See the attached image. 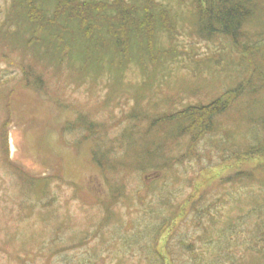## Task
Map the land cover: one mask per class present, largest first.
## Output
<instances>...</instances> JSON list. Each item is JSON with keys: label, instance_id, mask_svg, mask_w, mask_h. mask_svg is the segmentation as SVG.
I'll use <instances>...</instances> for the list:
<instances>
[{"label": "rangeland", "instance_id": "1", "mask_svg": "<svg viewBox=\"0 0 264 264\" xmlns=\"http://www.w3.org/2000/svg\"><path fill=\"white\" fill-rule=\"evenodd\" d=\"M105 1L107 3L103 0L44 1L51 9L70 7L73 9L71 17L78 21L101 26L111 21V32H116L120 39H123L120 29H126L125 33L131 37L130 49L123 46L124 51L120 47L123 50L120 55L122 64L112 67L104 58L100 71H92L91 66L89 74L74 71V67L79 70L84 63L80 59V50L72 48L68 52L63 49L54 53L52 48H43V38H49L46 33L39 34L38 31L35 38L29 39L31 24L21 23L24 13L20 8V23L11 25L13 21H10L9 30L0 32V208L6 205L16 207L18 201L35 203L40 197L51 204L42 213L30 210L27 214L29 221H25L17 232L13 227H0V242L14 239L7 242L6 248H0V264H21L18 254L26 257L22 264H43L44 253L38 254L39 260L34 250L44 248V242L52 245V238L69 242L78 240L75 245H79L74 248L69 243L68 247L73 250L66 249L67 253L60 252L54 257V252L50 251L52 257H49L48 264H68L65 261L68 254V259L76 255L82 261L86 258L84 255L91 253L96 264H134L131 259L136 248L122 245L118 249L116 234L129 229L133 232L131 238L138 242L146 237L149 240L148 236L145 237L148 234L146 229L149 223H156L157 215L163 211L164 196L161 194L167 192L179 205L172 226L162 233L159 245L163 247L171 234L166 245L173 252L183 247L180 239L191 240L194 247L206 246V238L200 240L205 231L204 223L210 216L205 212L208 210L205 206L212 204L210 196L216 200L214 204L224 203L225 193L231 189L227 185L223 188L221 182L243 170L253 171L264 178V156L227 159L228 153L217 152L213 143L218 144L215 140L224 137L221 131L206 134L197 144L196 153L201 154L183 160H179L178 155L186 151L188 141L186 137L177 138L176 124L160 125L154 132L144 134L148 117L159 121L163 115L185 106L206 104L231 89L243 77L245 65L238 61L240 54L230 52L229 47H221L222 44L226 46L227 39L215 32L201 31V23L195 21V4L186 9L190 0H154L169 13L173 25L170 40L161 34L159 38L150 35L155 17L148 4L144 3L136 10L134 0ZM10 5V0H0V19L11 11ZM94 5L100 6L99 10L92 8ZM190 8L193 12H189ZM172 11L178 12L179 16ZM91 15L96 17L91 18ZM105 27L109 36V27ZM136 34L146 44L147 51L143 50L142 58L147 59L143 61L132 45L136 43ZM118 46L106 43L100 49L112 53L118 50ZM159 48L162 51L158 55ZM35 50L41 56H36ZM244 100L234 101L221 114L220 125L231 128L234 138L252 139L260 132L252 116L256 118L264 113V96L253 95L251 103ZM79 114L94 119V123H103L106 129L92 136L84 125L79 124L82 120L77 117ZM76 119L79 123L72 126L74 133L69 123ZM130 123L142 126L140 131H132L135 126ZM120 134L127 139L125 142L121 139L114 141V137ZM82 136L86 137L82 139ZM4 137L9 143L10 165L37 180L43 178L40 182H47L43 190L39 191L35 186L27 194L21 187H26L27 183L21 181L1 159ZM159 144L162 152L157 151L150 160L140 159L141 164H131L139 170L138 174L130 175L134 185H130L127 178L128 188L126 190L125 186L124 189L128 194L114 201L110 220L99 221L96 203L110 197L112 178L106 179L107 174L91 161L92 152L117 149L115 159L122 157L125 163H129L133 148L148 146L153 150ZM218 145L222 148V144ZM151 162L154 163L149 170L140 172ZM114 179L119 180L116 176ZM136 182L139 187L136 188L137 196L134 193ZM144 202L146 205L141 212L139 205ZM44 220L47 225L42 227ZM114 225L117 230L112 227ZM174 228L176 231L172 232ZM244 264H258V261L251 254Z\"/></svg>", "mask_w": 264, "mask_h": 264}, {"label": "trees", "instance_id": "2", "mask_svg": "<svg viewBox=\"0 0 264 264\" xmlns=\"http://www.w3.org/2000/svg\"><path fill=\"white\" fill-rule=\"evenodd\" d=\"M10 1L11 11L6 13L4 17L0 19V32H6L5 29L7 31L9 30L8 23L10 21H13L11 25H17L20 23V16L18 15L20 8L22 13H24L23 15L20 14L23 19V22L21 21V23L30 22L31 24L30 29L32 30V35L29 39L35 38L34 36L40 31L39 34L46 33V35H49V38H43V41H45L43 48H52L54 53H58L59 50L62 51L63 49L68 52H70L72 48L80 50V59H83L84 63L83 66H79V70L72 66L75 68L74 71H86L88 72L87 74H89L88 68L90 66L93 68L92 71L94 69L100 71L102 70L101 66L103 65L104 58L107 59L112 67L116 64L120 65L123 62L120 60L122 51L124 48H127L128 50L130 49L128 47L130 45L129 39L131 40L129 33H125L126 29L123 30L121 28L120 33L123 39H120L116 35V32H111V21H107V25L104 24L109 27L108 36L106 27L103 25L101 26L98 23L93 24V22H82L81 20L78 21L77 19H73L71 17L73 9L70 7L61 8V6H57L56 9H51L49 4L46 5L44 2L45 0ZM103 1L107 3V1ZM134 1V7L136 10L141 9L144 3L148 4L149 9L152 8L153 10L152 14L155 17V20L150 35L154 34L155 38H159V34H161L170 40V38L173 37V34L171 33L173 25L170 23L171 20L169 13L163 6H161L162 4L155 2L154 0ZM193 3L196 6L195 21L199 20V23H201V31L220 34L227 39L226 46L222 44L221 47H229L230 52L240 54L241 58L238 61H241L242 64L245 65V67L243 66L242 71L243 77L239 79L231 89H228V91L221 96H218L206 104L200 106H185L171 114L163 115L159 121L152 116L148 117V124L144 126L145 128L143 127L145 129L144 134L154 132V129L160 125L176 124L175 130L177 138L184 139L186 137L188 141L186 151L178 155L179 160H183L182 158L185 159L190 155L195 157L197 153L200 155L201 152L196 153L198 147L197 144L201 142L200 140L203 139L206 134L213 131H221V133L224 134V137L219 138L220 140H215L218 144H222V148H220L218 144L213 143V145L216 146V149L218 148L217 152H219V154L224 153L223 151L228 153L227 159H231V157L237 159L244 156L253 157V155L264 156L263 112L259 117L254 118L252 116L253 121L258 124L259 131L261 132V134L259 132V136H256L255 138L252 137V139L246 137L242 138V136L239 139L236 137L234 138L231 128L229 129L226 126L221 127L220 125L221 114L226 112L234 101L245 99L244 101L246 103L247 101L251 103L253 102L251 100L253 95L264 96V0H190V4L186 6V9H188ZM98 7L94 5L92 8L99 10ZM58 10L61 11V13L57 14ZM175 12L176 11L173 13L175 15L177 13L179 16L178 12ZM189 12H193V9H191V11L189 10ZM91 16V18L96 17L95 15ZM251 27H254V29L252 30ZM135 37L136 43L132 45L135 50L139 51V54L137 55L143 61L147 59L145 57L142 58L143 50L147 49L146 44H144L139 34H136ZM125 39H127L125 44H121ZM106 43H109V46L114 44L119 45V48L112 53H109L107 49H100V47L105 46ZM157 51V54L159 55V51L162 50L159 48ZM226 51H224V53H226ZM34 52L36 56H41V53L38 52V50H35ZM219 52L223 53L221 49H219ZM77 117L82 120L80 123L77 119L72 123H69V128L72 132L75 131L72 126L74 127V125L78 123L84 125L92 136H96L102 130L106 129L103 123H94V119L91 120L85 117L84 114H79ZM130 124L132 127L135 126L132 130L135 131V133L140 131V127H142L137 126L136 123ZM152 134L154 136L155 133ZM122 136L123 135L121 134L115 136L114 141H119L121 139V142H125L127 139L122 138ZM85 137L86 136H84V138ZM84 138L82 136V139ZM6 140V137H4L3 142L1 141V159L6 162V165H8L11 171L16 172V176H19L21 181L27 183L25 184L26 187H21L25 188L27 194L28 191L35 186L38 187L39 191L43 190L46 187L45 183H47L45 180L40 182L43 178L37 180L34 177L26 175L21 169L19 170L18 167L10 165L8 154L9 143H6ZM246 141H249L252 144L247 145L245 143ZM207 142L211 141L207 140ZM242 143H244L243 146ZM160 146L162 145L159 144L154 147L153 150L148 148V146L136 149L133 148L131 156L132 160L129 163H125V160L121 159L122 157H120V160L115 159L114 155L118 152L117 149H97V151L95 150L92 152L91 161L95 163L100 171L107 174V176L105 175L106 179L109 176L112 178V185L109 192L110 197L108 200L102 201L101 199L96 203V206L98 207L97 210L100 212V215L97 213L99 221L110 220L111 216L109 215H111L110 211L113 207L114 201L117 198L128 194L126 192L128 188L127 178L129 179L131 174L135 175L139 173V170L136 169L137 167L131 166V164H135V162L136 164H141L140 159L142 158L150 160V157H154V155L157 154V151L161 150L162 152V147ZM119 154L116 155L119 156ZM153 163H149L145 168L144 166H140L139 168H144V170L140 172L149 170ZM165 175L163 177H165ZM114 176L119 180H115ZM226 180H228L226 181L227 183L225 181L221 182L223 188L227 185V187L231 189L225 193V202L220 205L214 204L216 203V200L212 199L210 196L209 199L210 201L212 200V204L209 203L210 205L205 206V208L208 209L205 210V212L210 216L204 223L205 231L202 232L203 235H201L200 238L203 237L200 240H203L205 237L207 241L206 246L201 245L200 247H194L192 246L191 240L184 241L179 238V243L183 247L173 252V249H170L166 245L171 234L168 235L163 247L159 245L158 242L162 237V233L166 232L167 229L172 226L171 224L173 218L177 215L176 211L179 205V202L174 201L175 197L167 192V194H161L164 196L162 200L163 211L157 215L159 218L156 219V223H149L148 228L146 229L148 234L145 235V237L148 236L149 240L146 237L144 241L138 242L135 238H131L133 232L128 229L121 234H116V247L120 249V247L124 245L136 248L137 252L131 259L135 261L134 264H244L251 254L255 256L258 264H264V178L255 175L253 171L243 170L232 174V176ZM129 182L131 183L130 185H134L133 181L130 180ZM125 186L126 190L124 189ZM136 188H139L137 182L134 187V193H137L135 196L138 195V190H136ZM229 193L231 195H229ZM40 198L41 199L37 200L35 203L33 201L29 203V200L25 201L26 203L18 201L16 207H7L6 204H3L6 206L0 208V227H13V231L17 232L18 228H20L25 221H29L27 214L30 210H36V213H42L51 206L50 201L42 197ZM226 201H229V203H226ZM145 202L143 205H139L141 212L146 205ZM97 210L95 212H97ZM46 222L47 220H44L41 226L45 227L47 225L45 224ZM107 223L108 222L105 224L107 225ZM112 227L117 230L116 225ZM175 231L176 229L174 228L172 232ZM110 238L112 239V237ZM9 240L11 242L14 241V239ZM9 240L0 242V248H6ZM51 242H53L52 245L44 242L43 246L45 247L39 249L41 250L40 252L39 250H34V255L37 257L38 254L41 256V254L44 253L42 259L43 264H48L51 255L50 251L54 252L52 254L54 257L57 253H67L68 251H66V249H72L68 247L69 243L74 248L79 245H75L78 240L69 242V240L66 241L57 238L56 240H53L52 238ZM39 247L41 248V246ZM237 249L240 252H238ZM68 255H66L65 260L68 264L97 263L94 261L96 258L92 257V253L90 255H84L86 258L82 261H80V257L76 255L69 258V260L67 258ZM17 258L18 262L20 261L21 264L26 259L22 254H18ZM32 259L34 261L40 260L39 257V260L36 258Z\"/></svg>", "mask_w": 264, "mask_h": 264}]
</instances>
